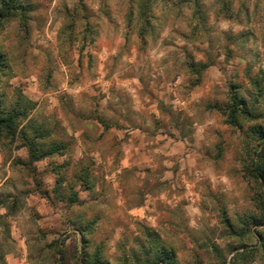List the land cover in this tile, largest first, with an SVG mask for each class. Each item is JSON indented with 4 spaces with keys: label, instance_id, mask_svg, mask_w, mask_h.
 I'll return each instance as SVG.
<instances>
[{
    "label": "clouds",
    "instance_id": "obj_1",
    "mask_svg": "<svg viewBox=\"0 0 264 264\" xmlns=\"http://www.w3.org/2000/svg\"><path fill=\"white\" fill-rule=\"evenodd\" d=\"M0 264H264V0H0Z\"/></svg>",
    "mask_w": 264,
    "mask_h": 264
},
{
    "label": "rangeland",
    "instance_id": "obj_2",
    "mask_svg": "<svg viewBox=\"0 0 264 264\" xmlns=\"http://www.w3.org/2000/svg\"><path fill=\"white\" fill-rule=\"evenodd\" d=\"M51 43V42H49ZM82 63V57H80L79 55H77V64H81Z\"/></svg>",
    "mask_w": 264,
    "mask_h": 264
}]
</instances>
